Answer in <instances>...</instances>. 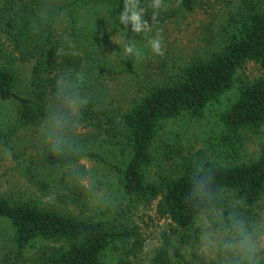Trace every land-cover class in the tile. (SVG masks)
<instances>
[{
    "label": "rangeland",
    "instance_id": "obj_1",
    "mask_svg": "<svg viewBox=\"0 0 264 264\" xmlns=\"http://www.w3.org/2000/svg\"><path fill=\"white\" fill-rule=\"evenodd\" d=\"M87 0H33L31 8L46 15L64 8L57 20L59 58L50 80L56 89L58 78L64 77L72 91L80 89L87 101L109 113V124L89 151L103 155L105 163L81 159L72 170L69 167L52 170L41 163L49 148L40 135L44 120L28 127H16L15 99L0 100V196L12 203L36 198L42 205L60 213L71 214L105 223L109 228L136 231L143 240L140 253L130 258L132 264H150L153 251L161 245L162 236L169 239L173 264H229L223 253L202 251L201 224L207 220L213 231L220 228V210L199 214L186 228H177L159 212L160 197L144 202L126 194L116 168L122 167L129 149L119 135L110 130L119 115L131 110L150 89L176 83L182 71L192 63L208 59L222 50L233 35H237L242 8L238 0H197L192 11L178 8L176 0H162L160 10H176L172 18L160 21L153 17L151 0H136L145 9L149 32L128 35L120 30L110 15L112 0L85 5ZM77 4V5H74ZM264 10V4L261 6ZM158 11V10H157ZM36 19V18H35ZM159 34L163 55L156 56L146 47L148 37ZM134 41L139 54L125 55L122 43ZM0 36V49L11 50ZM6 62L4 59L3 62ZM30 64H17L15 89L21 93L28 84ZM262 76L260 67L246 63L234 76L233 88L209 103L199 116L183 113L159 124L150 147L152 161L144 169L147 184L163 186L182 174L185 160L216 163L221 166L248 164L257 159L264 148V128L258 131L241 129L228 135L220 115L237 96L240 82H252ZM55 90H49L51 96ZM95 130L93 126L77 128L79 135ZM198 156V158H196ZM32 175L49 187L43 196L28 179ZM227 208L242 205L233 193L224 191ZM249 225L264 222V190L252 209ZM13 229L0 219V264H25L31 255L43 247L59 244L36 240L17 258L12 240ZM118 256L107 251L106 264H116Z\"/></svg>",
    "mask_w": 264,
    "mask_h": 264
},
{
    "label": "trees",
    "instance_id": "obj_2",
    "mask_svg": "<svg viewBox=\"0 0 264 264\" xmlns=\"http://www.w3.org/2000/svg\"><path fill=\"white\" fill-rule=\"evenodd\" d=\"M100 1L80 3L93 5ZM238 1L243 11L238 33L222 50L187 66L176 83L150 89L131 110L120 114L116 126L110 128L112 135H119L129 149L128 159L122 167L116 168L125 193L144 202L160 197L159 212L177 228L188 227L199 214L212 210L222 212L220 222L231 216L248 221L264 190V148L257 159L248 164L227 167L204 162L197 156V160H185L182 174L163 186L144 181V169L152 161L150 147L159 124L183 113L199 116L209 103L233 88L235 74L248 62L256 63L262 76L252 82H240L236 100L220 115V121L228 135H237L241 129L258 131L264 128V10L261 8L264 0ZM125 2L112 0L110 15L120 30L135 36L138 33L131 32L130 25L125 29L118 20ZM176 2L180 10L192 11L197 0ZM32 4L33 0H0V36L11 47L7 53L0 49V100L17 101L16 127H28L45 118L49 107L48 92L56 90L50 77L58 64L57 20L64 8L44 15L37 14ZM175 11L158 10L156 14L160 21H165L172 18ZM17 64H30L29 82L22 94L15 89ZM81 91L76 89L73 93L85 97ZM95 105L94 101H87L76 127L93 126L95 130L91 136L76 133L74 145L78 151L75 152L55 153L48 148L41 156L43 165L57 170L81 159L105 163L103 155L87 148L105 131V122L109 124L110 119L104 107ZM202 175L210 177L208 191L197 196L193 194V184ZM28 179L43 196H48L49 187L44 181L32 175ZM224 191L233 193L242 205L227 208L222 196ZM0 219L6 220L13 229L12 240L18 259H24V251L36 240L59 244V247L36 250L25 264H106L103 255L107 251L118 256L116 264H132L130 258L136 257L143 246L136 231L109 228L100 221L60 213L42 205L36 198L12 203L0 196ZM169 246V239L163 235L150 264H173Z\"/></svg>",
    "mask_w": 264,
    "mask_h": 264
},
{
    "label": "clouds",
    "instance_id": "obj_3",
    "mask_svg": "<svg viewBox=\"0 0 264 264\" xmlns=\"http://www.w3.org/2000/svg\"><path fill=\"white\" fill-rule=\"evenodd\" d=\"M153 17L162 8V0H151ZM121 25L131 32H149L145 9L138 7L136 0H126L118 14ZM151 53L163 55L159 34L148 37L147 45ZM125 55L137 56L139 51L134 41L122 43ZM71 85L64 77L58 78L56 90L49 97V107L40 127V135L49 149L55 153L78 151L74 145L76 127L81 109L87 104L86 97L74 94ZM75 165L70 164L71 171ZM210 177L200 176L194 181L193 194L200 196L208 191ZM221 230L213 231L207 220L201 224L200 247L202 251L223 253L229 264H264V222L249 225L244 219L231 216L221 221Z\"/></svg>",
    "mask_w": 264,
    "mask_h": 264
}]
</instances>
